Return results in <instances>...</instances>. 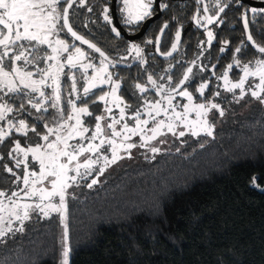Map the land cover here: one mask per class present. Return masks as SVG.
I'll use <instances>...</instances> for the list:
<instances>
[{"label":"trees","instance_id":"trees-1","mask_svg":"<svg viewBox=\"0 0 264 264\" xmlns=\"http://www.w3.org/2000/svg\"><path fill=\"white\" fill-rule=\"evenodd\" d=\"M84 11L85 8L72 5L71 26L112 56L124 53L127 40L100 19L99 32L93 36L89 31L88 11ZM255 16L250 34L255 43L264 44V12L257 9ZM165 33L161 47L168 43ZM63 35L71 39L66 32ZM152 37L147 36L140 61L128 66L109 64L113 76L120 81L119 92L129 100L133 99L137 83L149 85V75L156 83L175 84L185 63L193 59L200 60L203 66L183 87L195 99L201 97L196 91L199 83L209 84L204 98L212 94L216 83H220L218 77L234 59L241 65L249 62L254 65L256 60L264 59V53L253 51L244 39L225 38L217 28L211 44L201 46L204 50L200 55L196 52L198 39H183L178 51L184 55L168 65L167 59L152 51V43H148L153 41ZM238 42L241 51L233 53ZM242 74L241 68L234 65L229 79L238 82ZM72 75L77 87L82 73L66 66L60 76V103L67 112L71 107L67 103L69 99L75 100L76 105L86 102L93 113L88 118L91 121L101 111L102 102L92 101L97 100L95 95L103 87L93 89L87 98L81 94L77 99L70 91ZM147 89L137 95L156 98L154 89ZM44 92L46 96L52 95L50 89ZM2 96L14 109L7 119L14 122L25 119L30 127L35 125L37 132H44V125L53 122L54 108L50 101H44L46 112H38L27 103L28 99L39 102V94L25 89L22 93ZM21 103L25 109L16 112ZM223 104L224 114L219 115L212 136L203 132L199 136H179L171 147L126 161L107 172L92 188H80L66 198L69 264H264V103L245 94L234 106ZM242 105L245 106L240 109ZM0 127L6 128L7 120L0 121ZM19 137L24 136L13 130L0 143L3 157L0 190L6 193L17 184L4 165L19 175V168L8 155L12 139ZM254 176L259 178L256 181L259 187L253 186ZM23 227L22 232L8 233L0 243V264H57L56 214L51 213L48 218L30 215Z\"/></svg>","mask_w":264,"mask_h":264},{"label":"snow or ice","instance_id":"snow-or-ice-1","mask_svg":"<svg viewBox=\"0 0 264 264\" xmlns=\"http://www.w3.org/2000/svg\"><path fill=\"white\" fill-rule=\"evenodd\" d=\"M74 0H0V91L6 89L5 95L8 93H22L25 89L31 93H39L40 101L35 102L33 99H28L27 103L36 109V111H47L44 106V101H50L51 107L57 108L61 101V83L60 76L64 73L65 66L69 68H76L78 65L84 69L85 72L89 68H95L91 62L82 63V60L86 57V53L75 44H69L65 40L59 38L61 32L65 29L71 34L75 40L82 41L90 48L95 49L96 52H100L94 44L89 43L88 40L80 36L75 32L69 23V9L72 7ZM83 4L84 0H80ZM202 0H197V4H201ZM67 4L62 12L60 6ZM220 0H216L215 7H218L216 16H199L200 9H197V16L193 17V20L198 26L204 27L201 24L202 20H205L207 24H212L218 19L219 13L224 12L227 5L223 7L219 6ZM123 7L120 9L122 13L126 14L125 23L133 24L144 21L146 18L152 16L153 0H122ZM160 7L166 8L167 5H160ZM91 11V9H89ZM108 9H104V20L111 22ZM208 5L203 6V12L208 13ZM253 13L257 12V9H251ZM264 12V9H260ZM62 21V23H61ZM222 23V21H220ZM168 25L165 24L161 29L163 33L164 29ZM245 27H247V20L245 19ZM113 32L117 35L120 33L114 27ZM208 43L211 44L214 39L213 33L208 31ZM54 37V39H53ZM180 31L176 33V41L179 42ZM248 40L251 41V35L248 36ZM27 42L28 46L25 45ZM152 43V41H148ZM159 40H157V44ZM226 45L228 41L224 42ZM254 43V41H253ZM41 45H46L48 49H51V55L46 52L43 56L36 55L41 51ZM260 53H264V47L256 46ZM177 43H173L172 50L175 51ZM71 49V50H70ZM130 51H134L139 57L142 50L138 45H131ZM221 51H225V48H221ZM240 48L236 49L239 53ZM65 54L66 59L62 60ZM103 57L104 53L100 52ZM162 55H171L169 53H162ZM31 57V58H30ZM106 59V58H105ZM8 61V63H6ZM23 61L25 67H21L17 62ZM40 61H52L53 63L47 64L46 68H36V72L26 70V66L35 64ZM101 67L96 69L91 78L85 77V84L83 87V97L87 98L93 89L100 88L102 85L110 84L111 91L105 92L104 95L97 97V100L92 101L95 104L97 101L104 102L105 112L108 114L95 116L96 121L94 129H90L84 125L82 116H92L93 113L89 111L87 103L84 107H77L76 101L69 99L68 105L71 106V113H69L67 120H62L55 127H49L47 124L44 127L47 129V133L40 135L37 133L35 125L29 126L25 119H19L14 122L12 119H7L9 113L14 111L3 96H0V121L7 120V128L0 127V143H3L6 138L12 135L13 130L20 133L22 136L27 137L28 132L31 131L40 136V139L45 141V144H35L34 146L29 144L27 147H22L19 140H16L14 147L8 153L9 157L15 161V167L20 168L24 166L23 177L16 175L13 168L8 165H4L6 172L15 176L16 181L23 182L24 188L19 191H13L11 195H8L3 190H0V243L4 242V238L8 233L14 231L22 232L24 230V222L30 219V211H39L44 218H48L51 213H58L60 215L61 223L63 224V250L61 253L60 264H69V256L71 247L69 244V232L67 225L68 206L66 197L68 196V189L77 185V178L83 177L86 174H90V170L95 164L98 163L97 159H93L91 156H87L83 162L80 161V157L86 153H98L101 148L107 145L105 151H111V159L107 155L103 156L105 165L115 163L119 156V150L125 151L137 147L134 143H126L131 140L133 136L139 135L141 137V144L139 147H146L148 142L155 140L158 136L164 135V129L173 135L177 134L178 123L183 125L184 129L190 132L192 136H199L201 132L206 133L208 136L213 135V125L209 124L207 116L213 109H217L222 116L224 114L220 105L209 100L207 103H195L194 97L191 92L184 88L182 91H177L186 81L190 79L191 68H188L183 79L176 85L175 88L169 89L168 95H162L161 99L155 102L145 100L144 107L147 116L155 125L152 128H147L149 119H141V111L138 109L134 112L131 119L135 120L134 126H129L125 120L126 109L131 108V105L125 103L121 97L117 95L120 89L119 82H113L111 73L108 72L107 66L104 65V61L101 60ZM239 67L242 70V75L238 82H233L229 79V71L233 66ZM215 67V66H213ZM39 74V79H35L34 76ZM249 78H258L259 82L254 85H249L247 91L252 97L260 99L264 103V59H258L254 65L252 62L241 65L239 60L234 59L233 63L227 66V70L218 79L224 81L223 87L227 92H234V90H240V96L237 100L243 99L246 94L245 84L249 81ZM51 79V85L48 84V80ZM72 80L71 91L77 93L76 78L74 75L70 77ZM171 77H169V80ZM148 81L153 86H156V81L149 75ZM51 87L52 95L46 96L43 91L44 88ZM135 87L144 93L148 89L145 86L136 84ZM209 87L208 82L201 83L196 89L197 93L202 97L205 90ZM164 89V85L156 87L157 94H160ZM171 93H176L181 97H186L188 103L182 105V111H176V105L173 104L175 96ZM27 95V93H25ZM215 96H219L217 91ZM111 97V100L109 99ZM77 99H80V95L77 94ZM162 102H166L167 107L163 106ZM109 103L113 104L119 109V119L112 116L113 108L109 107ZM123 105V106H121ZM25 109L23 103L20 104L16 112H21ZM171 111V114H170ZM195 113L196 119L190 120L189 114ZM30 114V113H29ZM163 114L165 119H157ZM60 115L63 117V109H60ZM111 117V123H107L102 126L101 121H105L108 117ZM42 119V117H38ZM68 121H75L69 124ZM123 122L120 130H117V125ZM105 127L109 130V134H105ZM185 130L179 131L178 135L183 137ZM91 132V135H87ZM150 132L151 135H147ZM54 139L50 140V137ZM120 138V142L117 143V139ZM76 140L75 144L70 141ZM87 141V145L81 141ZM99 140V143L95 141ZM163 143V141H160ZM153 153L160 151L159 148L152 147L150 149ZM29 156L33 162V166L38 165L39 171L29 169ZM19 157H22L20 159ZM3 157L0 156V160ZM81 169L85 170V173H81ZM99 173L102 174L104 168H100ZM70 173H75L70 175ZM258 177H253V186L259 187L256 183ZM97 183L96 179H93L87 187L92 188ZM33 198H36L35 200ZM58 198V202H57ZM7 199L8 203L4 201ZM31 201V202H29ZM13 221H18L20 227L13 229Z\"/></svg>","mask_w":264,"mask_h":264},{"label":"rangeland","instance_id":"rangeland-1","mask_svg":"<svg viewBox=\"0 0 264 264\" xmlns=\"http://www.w3.org/2000/svg\"><path fill=\"white\" fill-rule=\"evenodd\" d=\"M122 8V7H121ZM209 29H206V33H208ZM59 38L62 40H65L66 42H68L70 45L71 44H75L77 47H80L87 55L86 57L82 60V63H89L91 62L93 65H95V68H89L87 69V71L85 72L84 69L80 68L79 65L76 67L78 70H80V72L82 73V77L79 78L80 83L77 84V93H72L71 89V93L75 96H77V94L81 95L83 94V87L85 84V77L91 78L95 72L96 69L101 67V60L104 61V65L107 66L108 72L111 73L112 75V80L113 82H119L118 78H115L113 76L112 73V69H110L108 62L103 59L102 57L96 55L93 52H88L87 50H85L80 44L78 43H73V41H69L66 39H63L60 35ZM54 39V37H53ZM71 50V49H70ZM48 55H51V49L48 50L47 52ZM133 54H135V52L133 53H123L121 55H119L117 57L118 61H126V59H128L129 57H131ZM66 55L65 54L63 57H61L62 60L66 59ZM53 63L52 61H47L45 62V64L42 66V68H46L47 64ZM66 67V66H65ZM73 69V68H71ZM28 71H30L29 69H27ZM222 76V75H221ZM220 76V77H221ZM241 77V76H240ZM35 79H39V75L34 76ZM82 81V82H81ZM259 80L258 78H249V81L245 84V91L246 94L248 96H250L251 94L247 91V89L249 88V85H254L255 83H258ZM52 81L51 79L48 80V84L51 85ZM140 84L142 86H145L147 88H152L154 89L155 93H156V98H145L144 96H138L137 93L142 94L137 88H135L136 92L133 93L132 91V98L131 100L125 98L119 91L117 92V95L119 97H121L123 99V101L129 105H131V108L126 109V116H125V120L127 121V123L129 124V126H134L135 125V120L131 119V117L133 116L134 112L136 110H140L142 115H141V119H149V124L147 126V128H152L155 125L152 123V121L150 120V118L147 116V113L145 112V107H144V102L145 100L148 101H152L155 102L156 100L161 99L162 95H168L169 94V89L171 87L167 86L166 83H156V86H153L152 84L149 83V85L146 84H142V83H137ZM201 83H199L197 85V88L200 86ZM216 87L214 88L213 92L211 95H209L208 97L204 98V96L195 99L194 98V102L195 103H207L209 100H211L214 103H217L220 105L221 109H223V111L225 110V106H224V102H226V106L230 107V106H234V104L236 103V101L238 100L239 96H240V90L236 89L234 90V92H227L225 91L223 84L224 81L222 79H220V83H216ZM159 85H164V89L160 94H157L156 91V87H158ZM103 88H100L95 95V99H97V97L104 95L105 92H110L111 91V85L110 84H105L102 85ZM184 88H186L185 86L180 87V89H178L177 91H182ZM50 89L51 93H52V88L51 87H46L43 89ZM188 90V89H187ZM189 91V90H188ZM219 92L220 95L219 96H215L214 93L215 92ZM190 92V91H189ZM39 94V93H36ZM171 95L175 96V99L173 100V104L176 105V111H182V105L188 103L187 98L186 97H181L179 95H177L176 93H171ZM109 99L111 100V97H109ZM223 99H225L226 101H223ZM94 100V98H93ZM163 106L167 107L166 102H162ZM84 104H77V107H84ZM109 107L113 108L112 111V116H115L117 119H119V109L116 108L113 104L109 103L108 105ZM123 106V105H121ZM245 105H242L240 107V109L244 108ZM60 109H63L61 103L59 102V105L57 108H54V113H53V122L51 124H48L49 127H55L58 123L62 122V120H67V117L69 115V113H71V107L67 110V112H64L63 110V117H61L60 115ZM171 114V111H170ZM99 115H105L107 116L108 114L105 112V104L104 102H102V106H101V111L99 112V114H97L96 116ZM219 115L220 112L217 109H213L211 112L208 113L207 119L209 124L213 125L214 127L217 125V123H219ZM89 116H82L81 119L84 121V125L90 129H94L95 127V119L93 120H88ZM157 119H165V117L163 116V114L160 117H157ZM189 119L190 120H195L196 119V115L195 113H190L189 114ZM75 121H68L69 124L74 123ZM107 123H111V117L109 116L107 120L105 121H101L102 126H105ZM123 122H121V124H118L117 130H120V128L122 127ZM213 127V128H214ZM7 128V127H6ZM181 130H185L183 125H180L178 123L177 126V134L173 135L170 132H167L166 129H164V135L162 136H158L155 140H151L148 142V145L146 147H139V145L141 144V137L139 135L133 136L131 138V140L127 141L126 143H134L137 145V147L131 148L127 151H125L124 149H120L119 150V156L122 157L120 159H118L115 163H111L108 165H105L104 160H103V156L107 155L109 157V159H111V151H105V148H107V145H105L103 148H101L100 152L98 153H86L84 156L80 157V161L83 162V160L87 157V156H91L93 159H97L98 163L95 164L93 166V168L90 170V174H86L83 177H78L77 178V185H74L73 187L68 189V197H70L72 194H74L75 192H77L78 189L80 188H89L87 187V185L89 183H91V181L93 179L97 180V183L100 182L102 180V178L106 175L107 172H109L110 170H114L117 169L119 167H121V165L126 162V161H133V160H138L140 158H142L144 155H149L151 153H153L150 149L152 147H156L161 149L164 148H169L172 146L173 140L176 139L177 137H179L178 133ZM40 133V135H44L47 133V129L45 128L44 132H37ZM105 134L108 135L109 134V130L105 127ZM87 135H91V132H89ZM147 135H151L150 132H147ZM185 135H191L190 132H188L187 130H185ZM54 139L53 137H50V140ZM117 139V143L120 142V138H116ZM16 140H19L21 143L22 147H27L29 144L31 145H35L37 143L39 144H45V141H43L42 139H40V136H37L36 133L33 132H28V136L27 137H19V138H13L12 142L10 144V149L12 150V148L14 147V143ZM163 141V143H161L160 141ZM77 141L73 140L70 141V143L75 144ZM81 143H84L85 146L87 145V141H81ZM95 143H99V140L95 141ZM20 159H22V157H19ZM100 168H104V171L102 174L99 173V169ZM29 169L30 170H34V171H39V166L35 165L33 166V162L31 160V156H29ZM81 173H85L84 169L80 170ZM24 174V166L21 165V167L19 168V176L23 177ZM75 173H70V175H74ZM87 178L84 182L83 179ZM83 184V185H82ZM94 186V185H93ZM24 185L22 180L21 181H17L16 186L10 188L7 192L8 195H11V193L13 191H19L20 189H23ZM34 200L36 198H33ZM6 204L8 203L7 199H5L4 201ZM31 202V201H29ZM57 202H58V198H57ZM57 216V222H58V229H59V238H58V250H59V254H58V258H57V264H60V259H61V253L63 250V233H64V228H63V224L61 223V219H60V215L58 213H55ZM30 215H38V216H42V214L39 213V211H30ZM19 222L18 221H13V229H16L17 227H19Z\"/></svg>","mask_w":264,"mask_h":264},{"label":"flooded vegetation","instance_id":"flooded-vegetation-1","mask_svg":"<svg viewBox=\"0 0 264 264\" xmlns=\"http://www.w3.org/2000/svg\"><path fill=\"white\" fill-rule=\"evenodd\" d=\"M110 3H111V0H84V3L81 4L80 0H74L73 6L85 8L86 9V12L84 11L85 13H87V11H88V13H87L89 16L88 22L90 25L89 31L91 32V34L93 36H96L97 32H99L98 28H97V23H99V19L102 20L103 22H108L113 28L115 27L117 29V31L127 40V48L125 49L124 53H128V52L133 53L134 52V51H130L131 45H138L139 46V48L142 50L140 60L144 56V52H145L144 47L146 45L145 40L147 39V36H150V35L153 36L152 37V39H153L152 51L159 58H162L155 51V36H156L157 32L159 31V29L164 28L165 24L168 25V27L164 29L163 33L161 32V38L159 41V49L161 52H164L173 45L175 37H176V33H177V31H180V39H179V42L177 44L176 50L173 52V54L171 56H169L167 58H162V59H167V61H169V62H167L168 65H171L172 61H177V60L181 59V58L178 59L177 56H180L181 54H183L182 52H180L181 50L178 51L179 46H180V42L183 39H186L189 41L192 39L193 40L198 39L199 43L196 45L199 46V48L197 47L196 52H198L197 54L202 53L204 49L201 48V46L203 45L204 47H207V44H208V35L206 33V29H209V31H211L213 33V36H214L215 30L218 28L221 35H223L225 38H242L250 44V42L247 39L246 30L248 32V35H251L250 29H251V26L253 24V21L256 19L255 13H253L251 11V9H253V8L259 9V10L262 8L264 9V5H254V4H251L248 0H220V4H219L220 7H223L225 4L227 5L224 12L219 13L218 19L216 21H214L212 24H207V22L205 20H202L201 24H203L205 26L201 27V26H198L195 23V21L193 20V17L197 16V9L198 8L200 9L199 16H201V17L205 16V15L216 16L217 12H218V7H215L216 0H202V3L199 5L197 4V0H153L152 11L154 14L157 11V7H158L159 8L158 15L147 22V24L145 25L140 36L130 40V39L126 38L119 31L118 27L115 26V24L113 23L112 14L110 11ZM165 4L167 5L166 8L160 7V5H165ZM64 5L65 4H62L60 6L61 12L64 8ZM204 5H208V7H209V11L207 14L203 12V6ZM121 7H123L122 0H115V10H116V16H117L118 22L127 32L132 33L134 31H136L140 27V25L142 24V21L139 23L126 24L125 23L126 14L122 13L120 11ZM105 8H107L109 10L108 14L110 15L111 22L105 21L103 18ZM89 9H91V11H89ZM77 10H78V12L80 11L79 8H77ZM245 19L247 20V27H245ZM220 21H222V23H220ZM61 23H62V21H61ZM73 29H75V28H73ZM238 30H242V33H240ZM64 32H66V34L68 36H70L65 29L63 32L60 33V36L63 39H65L64 35H63ZM164 33H165L166 37H168V43H167L166 47H161L160 43H161V40L163 38ZM70 38L71 39H66V40L73 41V43H78L80 45H84V44L78 42L77 40H75L74 38H72L71 36H70ZM87 38H89L91 40L90 37H87ZM23 43H25V45L28 46L27 42H23ZM239 43L240 42H238L236 44V46L234 47L233 53L236 52L237 48H239ZM95 44L98 45L97 43H95ZM255 44L264 47V44H260V43H255ZM250 46L252 47L253 51H255V52L258 51L255 48H253V46L251 44H250ZM39 47H40L41 51L38 53H35L36 55L43 56L45 54V52L47 53L49 50L46 45H41ZM87 48L92 50L91 52L100 56L93 49H91L89 47H87ZM0 51H2V49H0ZM88 52H90V51H88ZM105 53L107 54V56L117 60V56L114 57L107 52H105ZM100 57H102V56H100ZM137 57L138 56L135 53L131 57L126 59V61H124V62H128V61H130L134 58H137ZM103 59H105V58H103ZM105 60L108 62V64L113 65L107 59H105ZM140 60H137V61H140ZM196 62H197V66L194 68V63H196ZM6 63H8V61H6ZM17 63L21 67H25L23 61H18ZM199 63H200V60H198V59H193L191 61H188L187 63H185L183 70L187 66H189V68L192 69V72L189 74L191 77L192 74H194L195 72L201 71L200 69L203 65L199 64ZM44 64H45V61H40V62L35 63V64H30V65L26 66V70L29 69L30 71H33L35 73L36 68L37 67L42 68V66ZM129 65H131V64H129ZM113 66H117V65H113ZM126 66H128V65H126ZM182 72H181V74H182ZM37 75H39V74H37ZM37 75H35V76H37ZM180 76H179V78H180ZM178 79H177V81H178ZM173 85H171L169 87H172ZM6 91H7L6 89H4L3 91H0V96L5 94Z\"/></svg>","mask_w":264,"mask_h":264},{"label":"water","instance_id":"water-1","mask_svg":"<svg viewBox=\"0 0 264 264\" xmlns=\"http://www.w3.org/2000/svg\"><path fill=\"white\" fill-rule=\"evenodd\" d=\"M251 4H254V5H264V0H248ZM64 7H67V4H65L64 5ZM110 11H111V14H112V19H113V23L115 24V26H117L118 27V29H119V31L126 37V38H128V39H133V38H136V37H138V36H140V34L142 33V31H143V29H144V27H145V25L147 24V22L149 21V20H151L152 18H154V17H156L157 15H158V12H159V8L157 7V11L154 13V14H152V16H150V17H148V18H146L144 21H142V24L140 25V27L136 30V31H134V32H132V33H129V32H127L121 25H120V23L118 22V19H117V16H116V10H115V0H111V3H110ZM75 32H77L75 29H73ZM67 31V30H66ZM70 36H71V34L70 33H68ZM77 34L78 35H80V36H82V37H84V39H86V40H88L89 41V43H91V44H94L97 48H99L100 49V52H103L104 53V56H103V58H106L108 61H110L113 65H117V66H126V65H129V64H132V63H134V62H136L137 60H140V58H141V55L139 56V57H137V58H134V59H132V60H130V61H128V62H121V61H118V60H116V59H113V58H111V57H109V56H107V54L98 46V45H96L92 40H90L89 38H87L86 36H84L83 34H81V33H79V32H77ZM246 35H247V39H248V32H247V30H246ZM72 37V36H71ZM72 38H74V37H72ZM160 38H161V29H159V31L157 32V34H156V36H155V51L157 52V54L160 56V57H162V58H167V57H169V56H171L172 54H173V50H172V46L170 47V48H168L166 51H164V52H161L160 51V49H159V43L157 44V40H159L160 41ZM75 39V38H74ZM78 41V40H77ZM249 41V40H248ZM78 42H80V43H82V44H84L82 41H78ZM250 42V44L253 46V48H255L256 50H258V48L256 47V46H260V45H257V44H255V43H253V41L251 40V41H249ZM174 43H177L178 44V42L176 41V37H175V40H174ZM85 46H87V47H89L87 44H84ZM260 47H263V46H260ZM90 48V47H89ZM91 49H93V48H91ZM94 51H95V49H93ZM96 52V51H95ZM100 52H97L99 55H100ZM169 52H171V55H162V53H169ZM101 56V55H100ZM189 68V66H187L184 70H183V72H182V74H181V76H180V78L178 79V81L171 87V88H175L176 87V85H178L179 84V82L183 79V77H184V75H185V73H186V71H187V69Z\"/></svg>","mask_w":264,"mask_h":264}]
</instances>
